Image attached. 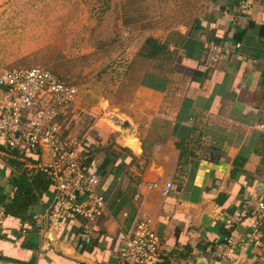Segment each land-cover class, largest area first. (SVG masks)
<instances>
[{"label":"crops","instance_id":"1","mask_svg":"<svg viewBox=\"0 0 264 264\" xmlns=\"http://www.w3.org/2000/svg\"><path fill=\"white\" fill-rule=\"evenodd\" d=\"M209 42L222 49L212 68ZM78 109L88 132H64L100 176L104 214L86 242L81 218L33 220L51 186L10 206L14 180L48 160L0 139V264H125L123 234L138 217L160 239L156 264H264V0H210L190 27L147 37L118 81L82 88L68 114Z\"/></svg>","mask_w":264,"mask_h":264},{"label":"rangeland","instance_id":"2","mask_svg":"<svg viewBox=\"0 0 264 264\" xmlns=\"http://www.w3.org/2000/svg\"><path fill=\"white\" fill-rule=\"evenodd\" d=\"M209 3L0 0V70L46 69L78 94L90 85L111 84L126 73L147 37L190 27L208 11ZM60 122L69 126L68 135L82 141L92 118L78 109Z\"/></svg>","mask_w":264,"mask_h":264},{"label":"built area","instance_id":"3","mask_svg":"<svg viewBox=\"0 0 264 264\" xmlns=\"http://www.w3.org/2000/svg\"><path fill=\"white\" fill-rule=\"evenodd\" d=\"M239 47V45H237ZM222 49L214 42L205 44L204 66L214 67ZM77 89L46 69L0 70V139L9 150L38 157L46 154L48 162L36 167L46 174L54 193L49 209L33 216L36 224L56 225L81 218L86 221L85 241L89 242L93 226L106 210L100 194V176L83 162L80 143L65 136L61 120L67 117L77 99ZM148 188L155 185L146 184ZM171 185L168 184L167 188ZM18 187L9 189L7 200L12 202ZM260 215L264 203H259ZM4 211L0 209V225ZM254 220L253 227L259 226ZM235 245L233 238L226 246ZM160 256V239L145 218H136L123 234L119 258L125 264H156Z\"/></svg>","mask_w":264,"mask_h":264},{"label":"trees","instance_id":"4","mask_svg":"<svg viewBox=\"0 0 264 264\" xmlns=\"http://www.w3.org/2000/svg\"><path fill=\"white\" fill-rule=\"evenodd\" d=\"M13 186L18 187V193L15 199L10 202V206L17 203L22 204L24 200V203H32V201L37 199L36 193L42 196L50 188L51 182L46 174L38 171L32 177H28L26 174L20 176L19 179L14 180ZM8 191L4 195V200L8 198Z\"/></svg>","mask_w":264,"mask_h":264}]
</instances>
